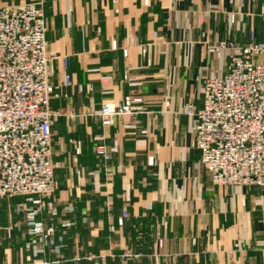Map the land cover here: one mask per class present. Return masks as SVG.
<instances>
[{
	"label": "crops",
	"instance_id": "1",
	"mask_svg": "<svg viewBox=\"0 0 264 264\" xmlns=\"http://www.w3.org/2000/svg\"><path fill=\"white\" fill-rule=\"evenodd\" d=\"M37 2L46 15L50 107L60 113L52 125L56 190L40 197L58 206L39 219L56 227L64 248L32 257L17 211L31 203L5 199L0 264H264V188L216 185L194 147L198 120L186 114L190 104L201 108L207 78L229 72L235 51L210 47L264 43V0H0V7ZM127 96L143 99L139 111L103 127L101 106ZM65 221L72 226L62 228Z\"/></svg>",
	"mask_w": 264,
	"mask_h": 264
},
{
	"label": "built area",
	"instance_id": "2",
	"mask_svg": "<svg viewBox=\"0 0 264 264\" xmlns=\"http://www.w3.org/2000/svg\"><path fill=\"white\" fill-rule=\"evenodd\" d=\"M47 25L43 2L0 7V202L24 198L30 206L19 205L20 228L32 257L61 255L63 237L56 241V227L39 218L57 202H45L43 195L56 190L53 152V115L47 50ZM117 49V41L112 42ZM233 50L235 54L226 75H214L202 85V106L188 105L186 114L198 120L194 147L201 163L218 186L264 188V43L252 41L243 48L230 42L210 47V53ZM127 57L128 52L124 51ZM67 64V61H66ZM66 85L71 77L66 75ZM143 99L127 96L120 105L105 103L98 116L103 127L114 125L117 117L139 111ZM97 154L109 161L105 147ZM70 207L66 213L71 214ZM129 217L124 209L117 220L123 227ZM86 222V218L83 219ZM72 222L65 221L68 229ZM115 232V227H111ZM158 238V246L164 247ZM51 264L49 260L41 262Z\"/></svg>",
	"mask_w": 264,
	"mask_h": 264
},
{
	"label": "rangeland",
	"instance_id": "3",
	"mask_svg": "<svg viewBox=\"0 0 264 264\" xmlns=\"http://www.w3.org/2000/svg\"><path fill=\"white\" fill-rule=\"evenodd\" d=\"M51 112L53 113V114H55V113H57L56 112V110H54L52 107H51ZM58 117H55L54 115H53V117H52V119H53V123H55V119H57ZM54 134V133H53ZM54 137V136H53ZM55 166H56V164H55Z\"/></svg>",
	"mask_w": 264,
	"mask_h": 264
},
{
	"label": "trees",
	"instance_id": "4",
	"mask_svg": "<svg viewBox=\"0 0 264 264\" xmlns=\"http://www.w3.org/2000/svg\"><path fill=\"white\" fill-rule=\"evenodd\" d=\"M50 106H51V103H50ZM54 152V151H53ZM11 199H14V198H11ZM11 199H9V200H11Z\"/></svg>",
	"mask_w": 264,
	"mask_h": 264
}]
</instances>
